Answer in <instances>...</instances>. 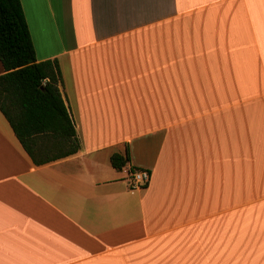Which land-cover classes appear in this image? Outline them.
<instances>
[{"label": "crops", "instance_id": "0c3cea01", "mask_svg": "<svg viewBox=\"0 0 264 264\" xmlns=\"http://www.w3.org/2000/svg\"><path fill=\"white\" fill-rule=\"evenodd\" d=\"M20 2L80 150L35 166L0 113V264H264V0Z\"/></svg>", "mask_w": 264, "mask_h": 264}, {"label": "trees", "instance_id": "16d2710c", "mask_svg": "<svg viewBox=\"0 0 264 264\" xmlns=\"http://www.w3.org/2000/svg\"><path fill=\"white\" fill-rule=\"evenodd\" d=\"M0 113L35 166L80 150L56 60L37 62L20 0H0ZM127 158L110 157L120 171Z\"/></svg>", "mask_w": 264, "mask_h": 264}, {"label": "rangeland", "instance_id": "374dc122", "mask_svg": "<svg viewBox=\"0 0 264 264\" xmlns=\"http://www.w3.org/2000/svg\"><path fill=\"white\" fill-rule=\"evenodd\" d=\"M245 207L243 209H239L240 212H234V217H225V212H217L215 213L217 216L213 219V228H228V227H234L237 226H243L245 229H250L254 226L255 222V214L258 212H254L253 204L252 203H246L244 205ZM236 211V210H235ZM242 211L244 212L242 214ZM238 215V216H237ZM220 216V217H219Z\"/></svg>", "mask_w": 264, "mask_h": 264}, {"label": "built area", "instance_id": "2783aa9c", "mask_svg": "<svg viewBox=\"0 0 264 264\" xmlns=\"http://www.w3.org/2000/svg\"><path fill=\"white\" fill-rule=\"evenodd\" d=\"M150 174L146 170H132L128 178L130 190L140 189L149 182Z\"/></svg>", "mask_w": 264, "mask_h": 264}]
</instances>
